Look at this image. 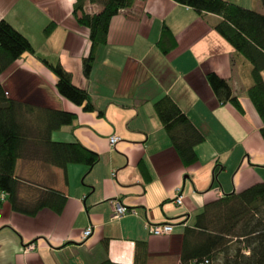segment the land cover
Segmentation results:
<instances>
[{"label": "crops", "instance_id": "crops-1", "mask_svg": "<svg viewBox=\"0 0 264 264\" xmlns=\"http://www.w3.org/2000/svg\"><path fill=\"white\" fill-rule=\"evenodd\" d=\"M228 1L263 12L260 0ZM74 2L0 0V19L24 34L34 49L2 73L8 97L74 113L71 124L51 133L52 140H76L98 154L90 168L71 163L61 169L40 159L38 144L30 147L33 158L16 160L19 197L29 201L38 190L55 189L64 193L65 202L60 212L44 207L27 215L1 200L0 264H96L105 258L121 264L142 259L145 264H180L184 226L156 236L149 234L146 222L184 220L191 226L205 203L264 181L262 122L246 94L251 65L213 29L218 15L200 16L173 0H134L111 17L106 44L97 47L85 78L81 58L89 52V30L76 21ZM100 9L84 4L89 14ZM50 22L55 27L44 35ZM163 27L174 41L167 54L156 45ZM40 57L57 60L69 71L72 82L89 93L94 109L85 111L59 95L56 76ZM208 72L228 82L242 111L216 99ZM163 94L204 136L195 146L196 162L188 166L154 111L153 102ZM112 134L119 139L110 146ZM177 187L182 188V205L173 201ZM114 199L131 210L112 217ZM87 226L92 233L82 238ZM28 243L34 248L26 251Z\"/></svg>", "mask_w": 264, "mask_h": 264}, {"label": "trees", "instance_id": "trees-1", "mask_svg": "<svg viewBox=\"0 0 264 264\" xmlns=\"http://www.w3.org/2000/svg\"><path fill=\"white\" fill-rule=\"evenodd\" d=\"M134 0H75L73 15L78 24L89 30L90 48L81 58V72L88 78L95 60L97 47L106 44L111 17L120 9L130 7ZM196 14H216L220 19L213 29L251 65V83L246 90L254 109L261 119L259 129L264 141V0H260L263 12L246 8L228 0H173ZM86 2L101 6L100 11L89 14L84 11ZM50 22L44 29L48 35L54 29ZM171 32L160 30L157 48L163 53L173 47ZM34 53L29 39L8 21L0 19V201L5 199L10 208L19 213L33 215L47 207L60 212L65 202L63 192L55 189L38 190L32 200L19 197L20 181L14 175L16 160L22 156L33 158L35 145H40V159L61 169L71 163L90 168L98 161V154L79 141L52 140L51 133L62 125L71 124L75 114L49 107H35L29 103L8 97L1 81L2 73L22 53ZM56 76L55 88L59 95L85 111L94 109L85 88L72 82V75L56 60L49 62L39 58ZM206 81L220 103L229 102L237 110L241 105L232 94L228 82L214 72L206 74ZM154 111L182 163L196 162L195 146L204 140L203 134L192 124L174 100L163 94L153 102ZM140 169L144 166L139 162ZM214 175L218 167H214ZM264 181L256 182L243 190L230 192L203 205L194 216L193 224L182 231L180 264H264ZM181 220L180 222H183ZM96 264H121L103 259ZM145 264V259L141 263Z\"/></svg>", "mask_w": 264, "mask_h": 264}, {"label": "built area", "instance_id": "built-area-1", "mask_svg": "<svg viewBox=\"0 0 264 264\" xmlns=\"http://www.w3.org/2000/svg\"><path fill=\"white\" fill-rule=\"evenodd\" d=\"M119 139V137L115 134H112L108 137V143L110 146H113L115 142H117V140ZM4 194H2L0 196V198H3ZM173 201L176 205H182L183 203V194H182V190L180 189V187H177L174 191V198ZM112 204V217L117 218V217H121L122 215L128 213L131 209L127 208L125 205H123L120 201L114 199L111 201ZM146 228L149 232V234L152 235H168L171 234L173 232V230L176 227H182L185 226V221L183 222H170V221H162V222H146ZM92 233V228L91 226H87L83 229L82 231V238H86L88 236H90V234ZM34 248V244L33 243H28L26 245H24V250H31ZM207 260H204L203 262L199 263V264H207ZM195 264V263H193Z\"/></svg>", "mask_w": 264, "mask_h": 264}, {"label": "rangeland", "instance_id": "rangeland-1", "mask_svg": "<svg viewBox=\"0 0 264 264\" xmlns=\"http://www.w3.org/2000/svg\"><path fill=\"white\" fill-rule=\"evenodd\" d=\"M259 1V0H258ZM254 7V6H253ZM256 7V6H255ZM8 87H9V85L8 86H6V88H7V91L9 92V89H8ZM264 208V207H263ZM262 211H264L263 209H262ZM214 264H218V261L217 262H215Z\"/></svg>", "mask_w": 264, "mask_h": 264}, {"label": "bare ground", "instance_id": "bare-ground-1", "mask_svg": "<svg viewBox=\"0 0 264 264\" xmlns=\"http://www.w3.org/2000/svg\"><path fill=\"white\" fill-rule=\"evenodd\" d=\"M45 27V26H44ZM182 189V188H181ZM236 192V191H235ZM184 198V197H183ZM171 222V221H170ZM156 236H158V235H156Z\"/></svg>", "mask_w": 264, "mask_h": 264}]
</instances>
